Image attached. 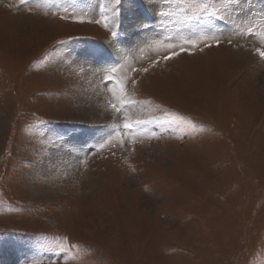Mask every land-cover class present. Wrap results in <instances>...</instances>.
<instances>
[{
  "label": "rangeland",
  "instance_id": "374dc122",
  "mask_svg": "<svg viewBox=\"0 0 264 264\" xmlns=\"http://www.w3.org/2000/svg\"><path fill=\"white\" fill-rule=\"evenodd\" d=\"M179 3L0 0V264H264V0Z\"/></svg>",
  "mask_w": 264,
  "mask_h": 264
},
{
  "label": "snow or ice",
  "instance_id": "6c2138e0",
  "mask_svg": "<svg viewBox=\"0 0 264 264\" xmlns=\"http://www.w3.org/2000/svg\"><path fill=\"white\" fill-rule=\"evenodd\" d=\"M116 2L119 3V0H116ZM233 3L239 4L240 0H180V3L177 7L178 10L182 12V16L180 18L185 21H198L205 16L222 20L225 18V15L221 13L223 12L227 14ZM161 15L166 17H173L175 14L171 12H164L161 13ZM96 22L99 23V21ZM248 31L251 33V28H249ZM251 34L255 35V33ZM112 35L113 37H115L117 33L113 32ZM217 43H219V41H217ZM257 51H259L260 56L264 58V51H260L259 49H257ZM110 71L115 72L116 69L113 68ZM109 79H111V76H109ZM117 101L119 102L120 106H117V104L115 103L111 104L110 106L116 111L117 114L127 117L125 104H131L132 102L125 101L124 99H122V97H117ZM143 123V121L139 120L131 121L126 119V122L122 125V129L130 131L134 129V127L139 126ZM122 129L120 128V126H117V131ZM129 140H131V137H129ZM121 142L123 143V138L121 139ZM106 146H112L111 134L98 145V147L101 149L105 148Z\"/></svg>",
  "mask_w": 264,
  "mask_h": 264
},
{
  "label": "bare ground",
  "instance_id": "6f19581e",
  "mask_svg": "<svg viewBox=\"0 0 264 264\" xmlns=\"http://www.w3.org/2000/svg\"><path fill=\"white\" fill-rule=\"evenodd\" d=\"M139 33V32H138Z\"/></svg>",
  "mask_w": 264,
  "mask_h": 264
}]
</instances>
